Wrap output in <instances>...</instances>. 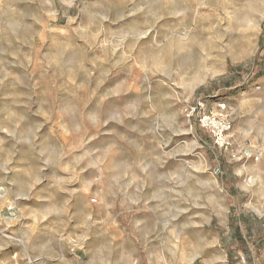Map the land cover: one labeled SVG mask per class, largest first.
<instances>
[{
    "label": "rangeland",
    "instance_id": "374dc122",
    "mask_svg": "<svg viewBox=\"0 0 264 264\" xmlns=\"http://www.w3.org/2000/svg\"><path fill=\"white\" fill-rule=\"evenodd\" d=\"M0 264H264V0H0Z\"/></svg>",
    "mask_w": 264,
    "mask_h": 264
},
{
    "label": "built area",
    "instance_id": "2783aa9c",
    "mask_svg": "<svg viewBox=\"0 0 264 264\" xmlns=\"http://www.w3.org/2000/svg\"><path fill=\"white\" fill-rule=\"evenodd\" d=\"M186 115L190 119L196 118L200 125L210 133L218 147L227 148L230 145L229 125L222 119L221 113L208 109L204 99H199L189 107L186 110Z\"/></svg>",
    "mask_w": 264,
    "mask_h": 264
}]
</instances>
